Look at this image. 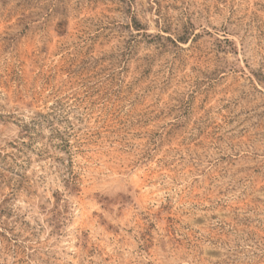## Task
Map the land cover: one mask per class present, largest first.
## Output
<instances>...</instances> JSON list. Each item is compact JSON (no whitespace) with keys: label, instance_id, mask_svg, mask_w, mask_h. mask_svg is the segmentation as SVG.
Segmentation results:
<instances>
[{"label":"rangeland","instance_id":"374dc122","mask_svg":"<svg viewBox=\"0 0 264 264\" xmlns=\"http://www.w3.org/2000/svg\"><path fill=\"white\" fill-rule=\"evenodd\" d=\"M0 264H264V0H0Z\"/></svg>","mask_w":264,"mask_h":264}]
</instances>
